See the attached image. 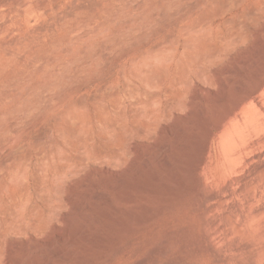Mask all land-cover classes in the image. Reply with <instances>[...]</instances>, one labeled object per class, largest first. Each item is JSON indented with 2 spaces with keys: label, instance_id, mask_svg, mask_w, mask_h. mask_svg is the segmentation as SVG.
Masks as SVG:
<instances>
[{
  "label": "rangeland",
  "instance_id": "1",
  "mask_svg": "<svg viewBox=\"0 0 264 264\" xmlns=\"http://www.w3.org/2000/svg\"><path fill=\"white\" fill-rule=\"evenodd\" d=\"M212 48L206 103L253 82L264 0L0 5V264H211L200 201L222 180L211 156L207 182L195 176L202 121L177 113L149 141L135 124L181 99V69ZM160 143L166 165L154 160Z\"/></svg>",
  "mask_w": 264,
  "mask_h": 264
},
{
  "label": "bare ground",
  "instance_id": "2",
  "mask_svg": "<svg viewBox=\"0 0 264 264\" xmlns=\"http://www.w3.org/2000/svg\"><path fill=\"white\" fill-rule=\"evenodd\" d=\"M6 2L8 0L0 1V5ZM202 23L205 22L197 25ZM217 53L212 48L203 55L191 57L178 75V82L182 84L181 99L167 101L160 105L161 108L156 106L158 109L154 108L142 125L135 124V136L149 141L155 133L169 134L171 126L164 123L179 121L177 113L202 121L201 132L193 131L198 144L193 162L195 176L200 182H207L202 171L211 156L214 171L211 178L222 180L219 192L208 189L200 201L208 213L203 225L202 247L210 255L211 264H264V57L250 72L252 83L239 81L231 87L226 98L202 102L199 92L206 85L210 86L206 73L211 68L204 63L213 62ZM240 67L235 68L243 72ZM194 81L199 89L191 94ZM212 112L214 116L210 115ZM191 117L186 123L187 129H195ZM175 146L178 147L177 141ZM165 147L167 144H162L154 157L161 165L170 160L169 155L163 153ZM128 151L127 154H134L137 149L129 148ZM119 152L114 155L121 164L125 155ZM216 198L223 211L218 210Z\"/></svg>",
  "mask_w": 264,
  "mask_h": 264
}]
</instances>
